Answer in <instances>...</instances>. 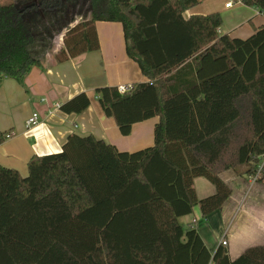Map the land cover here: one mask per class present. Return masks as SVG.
Returning a JSON list of instances; mask_svg holds the SVG:
<instances>
[{
	"label": "trees",
	"instance_id": "trees-1",
	"mask_svg": "<svg viewBox=\"0 0 264 264\" xmlns=\"http://www.w3.org/2000/svg\"><path fill=\"white\" fill-rule=\"evenodd\" d=\"M64 1L0 4V84L42 66L65 23ZM241 1L264 13V0ZM199 2L89 0V16L67 28L56 62L97 50V21L122 23L126 53L148 80L125 93L118 86L95 93L123 135L158 117L154 144L121 151L74 133L61 151L33 155L25 176L0 164V264H264V245L232 259L226 245L210 250L195 223L179 222L195 206L204 216L222 209L232 188L221 174L252 176L264 154V23L246 38L233 37L220 32L218 12L184 16ZM34 10L37 28L26 17ZM175 22L191 45L148 63L135 32ZM90 104L81 92L59 108L81 113ZM196 177L216 191L199 198ZM258 181L264 183V167Z\"/></svg>",
	"mask_w": 264,
	"mask_h": 264
},
{
	"label": "crops",
	"instance_id": "crops-1",
	"mask_svg": "<svg viewBox=\"0 0 264 264\" xmlns=\"http://www.w3.org/2000/svg\"><path fill=\"white\" fill-rule=\"evenodd\" d=\"M229 1L232 5L226 7ZM88 3L89 0L81 4L78 0H65L61 10L65 23L62 29L58 28L60 38L55 40L58 35L55 31L42 66H33L21 79L5 77L0 84V135L12 132L11 137L0 141V164L16 168L24 176L28 174V161L33 155L61 151L67 137L74 133L92 135L121 151L132 152L154 144L158 117L135 123L131 133L123 135L115 119L105 115L95 93L104 86L148 80L138 63L126 53L122 23L97 21L100 42L97 50L63 62L54 59L55 52L63 47L66 29L89 16ZM214 12L220 13L223 20L220 32L233 37L246 38L264 23V13L241 0H200L187 9L184 16ZM135 42L137 50L150 64L163 62L191 45L182 22L137 30ZM81 92L91 98L88 109L81 113H64L59 108ZM34 112L39 114L38 122L27 126ZM221 176L232 188L224 207L204 216L200 207L195 206L193 212L181 216L179 222L182 225L195 223L212 251L226 239L229 255L234 259L249 247L264 245V183H252L247 176L233 170ZM206 180L204 177L194 179L199 198L216 191Z\"/></svg>",
	"mask_w": 264,
	"mask_h": 264
},
{
	"label": "built area",
	"instance_id": "built-area-1",
	"mask_svg": "<svg viewBox=\"0 0 264 264\" xmlns=\"http://www.w3.org/2000/svg\"><path fill=\"white\" fill-rule=\"evenodd\" d=\"M232 5V1H229L225 4L226 7H230ZM133 88V85L132 84H122V85H119L118 86V91L120 93H125L127 91H130L131 89ZM38 119H39V114L37 112H34L27 120L26 124L27 126H31L35 123L38 122ZM264 167V154L261 155V161L259 163V166H258V169H257V173L250 176L249 179L252 183L258 181L259 177H260V173H261V170L263 169ZM221 244L223 245H227V240L226 239H223L221 241Z\"/></svg>",
	"mask_w": 264,
	"mask_h": 264
},
{
	"label": "rangeland",
	"instance_id": "rangeland-1",
	"mask_svg": "<svg viewBox=\"0 0 264 264\" xmlns=\"http://www.w3.org/2000/svg\"><path fill=\"white\" fill-rule=\"evenodd\" d=\"M19 0H0V4H8V3H12V2H18ZM70 1V0H69ZM78 3L79 4H81V3H83V0H78ZM87 7H88V9H89V3H88V5H87ZM86 7V8H87ZM66 8H67V5H66ZM37 12H36V10H34L33 12L31 11V12H28L27 13V15H26V17H27V19H28V21L31 23V25L34 27V28H37L38 26H41L40 24H39V22H38V20H37V14H36ZM41 14V13H40ZM42 16V15H41ZM45 17V16H44ZM41 19V18H40ZM46 19H47V16H46ZM83 19H85V18H83ZM47 20H49V19H47ZM79 20H82V19H79ZM78 20V21H79ZM78 21H76L75 23H73V25L74 24H76ZM105 23H113V22H108V21H105ZM72 25V26H73ZM67 30V29H66ZM58 35H56L57 37L55 38V40L57 39H59L60 37H58V36H60L61 34L59 33V31H58V33H57ZM64 38V37H63ZM49 50H47L46 51V55H47V52H48ZM250 176H248V178H249ZM207 181V180H206ZM208 183H210L209 181H208ZM211 185H213L212 183H211ZM215 187V186H214Z\"/></svg>",
	"mask_w": 264,
	"mask_h": 264
}]
</instances>
